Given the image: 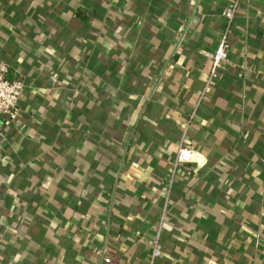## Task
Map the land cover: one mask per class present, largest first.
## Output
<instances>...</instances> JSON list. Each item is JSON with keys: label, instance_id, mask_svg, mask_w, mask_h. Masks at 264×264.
Returning <instances> with one entry per match:
<instances>
[{"label": "crops", "instance_id": "crops-1", "mask_svg": "<svg viewBox=\"0 0 264 264\" xmlns=\"http://www.w3.org/2000/svg\"><path fill=\"white\" fill-rule=\"evenodd\" d=\"M229 1L0 0V264H146L155 235L153 264H264V0L199 97ZM183 130L204 164L167 184Z\"/></svg>", "mask_w": 264, "mask_h": 264}, {"label": "built area", "instance_id": "built-area-1", "mask_svg": "<svg viewBox=\"0 0 264 264\" xmlns=\"http://www.w3.org/2000/svg\"><path fill=\"white\" fill-rule=\"evenodd\" d=\"M237 0H230L221 14L226 23L225 30L221 33L217 47L213 52L201 51L203 56L210 59V67L207 72V76L201 86L200 96H202L212 83V79L215 76V69L224 61H226V31L227 26L234 15ZM7 68L5 64H0V136L3 135V130L7 128L15 120L18 111L17 100L23 87V83L19 78L7 77ZM204 164V159L198 150L185 143L184 130L181 134L180 140L174 150L173 157L170 161L169 177L167 184H170L174 176L182 174L183 176H189L191 169L201 167ZM165 215V211H161L159 214L158 222L161 223ZM158 236L155 235L152 240V245L146 264H153L154 260L161 255V251L157 244ZM102 251H105L103 249ZM107 260V257H103Z\"/></svg>", "mask_w": 264, "mask_h": 264}]
</instances>
